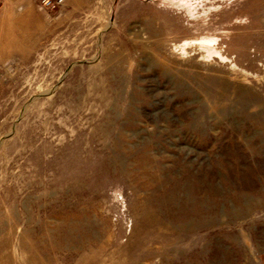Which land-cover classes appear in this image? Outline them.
<instances>
[{
  "label": "rangeland",
  "instance_id": "374dc122",
  "mask_svg": "<svg viewBox=\"0 0 264 264\" xmlns=\"http://www.w3.org/2000/svg\"><path fill=\"white\" fill-rule=\"evenodd\" d=\"M0 264H264V0H0Z\"/></svg>",
  "mask_w": 264,
  "mask_h": 264
},
{
  "label": "built area",
  "instance_id": "2783aa9c",
  "mask_svg": "<svg viewBox=\"0 0 264 264\" xmlns=\"http://www.w3.org/2000/svg\"><path fill=\"white\" fill-rule=\"evenodd\" d=\"M55 3H61L64 0H53ZM39 3L42 7L49 5L51 3V0H39Z\"/></svg>",
  "mask_w": 264,
  "mask_h": 264
}]
</instances>
